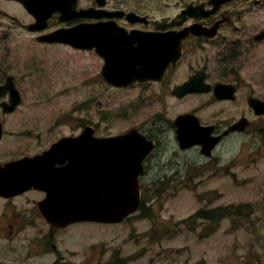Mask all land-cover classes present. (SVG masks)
I'll return each instance as SVG.
<instances>
[{
    "label": "flooded vegetation",
    "instance_id": "1",
    "mask_svg": "<svg viewBox=\"0 0 264 264\" xmlns=\"http://www.w3.org/2000/svg\"><path fill=\"white\" fill-rule=\"evenodd\" d=\"M74 1L76 3L63 13L68 0H44L41 4L31 0L30 10L16 0H0V264H127L121 250L128 245V241L118 243L112 249H108L111 244L105 245L104 249L107 251L102 255L99 253L100 245L97 244L84 246L86 249H68L66 254L63 247L68 244L78 245L81 242L76 238L78 235L83 238L97 235L100 230L96 231L95 225L98 228L114 229L132 219L139 221L147 213L146 207H142L120 224L83 221L65 227L64 218L44 215L41 210L43 206L49 211L53 209L52 201L48 200L51 193L36 182L51 178V175L44 174L51 170V163L47 166L39 157L67 137L68 133L67 130H61L64 127L61 126V118L53 121L50 117L37 116L36 112L30 110L28 98L34 96L31 89L33 86H41L43 83L48 85L46 82L56 80L65 82V73L60 68V62L20 63V50H12L10 46L1 50L3 40L8 39L11 33L4 30V22L14 26L19 24L24 33L28 32L29 48L38 46L40 50L49 52L88 53L95 56L101 64L103 59L96 50L51 43L43 37L83 22H109L115 35L124 33L146 40L164 37L172 40V50H164L163 45L152 50L147 45L143 46L146 43L142 45V50H133L141 52L142 66L154 71L127 89L139 85L145 93L153 87L154 90L149 92L148 97L163 104H180L193 100L199 103L196 108L179 113L173 118H166L163 112L158 113L156 126L161 129L151 128L148 131L145 125L138 126L147 140L154 142L155 148L145 159L144 173L141 176L143 181H203L210 177L209 171H213V177H220L222 171L225 173L226 167L229 168L228 161L223 160L226 141L234 135L264 132V116H257L250 105L251 97L263 100L264 97L256 93L254 85L246 84L243 76L255 54L256 50L249 49L255 45L258 35L248 29L245 18L248 13L264 5V0H233L222 5L216 12H208L213 9L209 0H176L175 7H171L170 2L159 0L155 8L147 5L145 0H72ZM233 5L236 9L229 10ZM189 7H200L197 11L199 15L189 11ZM16 8L22 11V16L28 21L20 20L15 14ZM52 8L50 17L42 22V16L47 15ZM167 8L171 11L166 12ZM84 9H90V19L78 17ZM214 28L216 35H207L208 30ZM198 29L199 34H196ZM16 44L19 45L18 40ZM139 45V41H133L134 49ZM179 45L182 50H176ZM194 77L201 90L219 84H232L236 91L235 99L219 100L212 90L187 91L184 86ZM93 81L116 88L101 73L94 75ZM14 96L20 99V104L14 111H9L7 106ZM208 102L235 104L240 115L231 122L219 120L218 116L207 120L200 115V111L207 107ZM188 113L197 116L204 127H213L212 137L223 135L238 123L243 126L241 130L225 136L211 155L205 158L201 147L183 149L177 140V118ZM87 125H92L99 136V125L93 121L79 120L77 127L83 130ZM73 133L72 131L70 136ZM65 165L66 162L54 163L55 168ZM52 200L60 205L62 202L67 203L65 198ZM110 250L112 254L107 256ZM100 256L105 257V260L100 262ZM37 260L39 262L36 263ZM131 263L132 261L128 262Z\"/></svg>",
    "mask_w": 264,
    "mask_h": 264
},
{
    "label": "rangeland",
    "instance_id": "2",
    "mask_svg": "<svg viewBox=\"0 0 264 264\" xmlns=\"http://www.w3.org/2000/svg\"><path fill=\"white\" fill-rule=\"evenodd\" d=\"M145 1L155 8L159 0ZM163 1L170 2L171 7L177 4L176 0ZM228 9L235 10L236 7L233 5ZM170 11L166 9V12ZM15 14L22 22L28 21L20 9L16 8ZM245 22L252 33H261L264 30V5L248 13ZM4 25V30L11 33L3 40L1 50L9 46L12 50H20V63L62 60L60 67L67 81L46 82L51 86L42 84L40 87L39 84L38 92L31 87L34 93L40 92L41 98L49 100L39 102L31 110L42 117L67 115L66 127L61 130L68 133L82 119L99 122L103 136L123 133L140 125H145L148 131L161 129L156 126L158 113L173 118L196 108L199 103L197 100L180 104L157 102L148 97L153 87L143 93L139 85L128 89H114L103 84L95 86L94 75L100 73L102 67L95 56H74L70 52L55 54L40 50L38 46L29 48L27 31L24 33L19 24L14 26L4 22ZM249 50L256 51L243 76L246 84L254 85L256 93L264 97V40L255 41ZM88 78L90 87L84 85ZM32 98H28V104ZM239 112L235 104L208 102L200 115L207 120L218 116L219 120L231 122L239 117ZM224 149L223 160L228 161L229 168L227 166L220 177H213V171H209L210 177L203 181L172 182L165 187H160L157 182L148 183L151 186L147 189L145 207L149 209L146 214L151 217L143 216L139 221L132 219L114 229L95 225V230H100L97 235L89 238L78 235L76 238L81 242L63 247L64 253L68 249L97 244L102 255L107 251L105 245L111 244L108 249H112L118 243L128 241L121 252L124 256H135L131 264H264V140L260 133L234 135L226 141ZM157 191L161 193L157 194ZM214 208H221L224 215L210 222L202 221V218L189 220L202 209L210 211ZM152 223H157L156 233L151 231ZM111 254L112 250L107 256ZM104 260L105 257L100 256V262Z\"/></svg>",
    "mask_w": 264,
    "mask_h": 264
},
{
    "label": "water",
    "instance_id": "3",
    "mask_svg": "<svg viewBox=\"0 0 264 264\" xmlns=\"http://www.w3.org/2000/svg\"><path fill=\"white\" fill-rule=\"evenodd\" d=\"M216 3H224L229 0H215ZM64 34V33H62ZM68 38L76 41H82L83 46L91 47L92 46V36H93V30L88 29L87 31L83 28L76 29L69 34H65ZM64 35L61 36L63 40H69ZM264 33L258 36V39H263ZM82 46V44H81ZM93 47V46H92ZM217 95L221 97L220 95L224 96L225 89L221 87L216 88ZM225 97H228L226 95ZM250 104L255 108V111L257 114H264V102L261 100L251 98ZM181 121L183 120L182 124L183 130L185 131L186 128H190L189 131L186 133L179 130L180 135L182 134L183 139L190 140L189 143L184 142L185 146L194 145V144H202L203 145V151L208 152L210 151L216 141H212L209 138V132L208 129H198L196 128L197 125L192 123L191 120L187 117H181ZM186 120H189L186 123ZM195 127V129L193 128ZM242 125L239 124L237 126H234L232 130L241 129ZM200 128V127H199ZM182 139V140H183ZM138 143L135 139L129 138V137H122L115 139L112 144L108 145L107 142L102 143L98 148H96V153L99 154V160L100 164L102 165V170L100 172V179L97 180V183L99 184V191L101 193V200L103 199L102 196H107L108 192L112 195H115L113 197L114 199V205L116 207L114 214L110 216V214L103 213L106 205V199L105 202L101 201L99 203L100 211L92 209L91 208V202L87 203V206L89 208L87 209V212L84 210H80L77 213L69 214L74 217L72 219L73 221H78L82 219H97L104 221L103 219H108L109 221H120L124 215L129 213L130 211H133L135 207H137L138 199H139V187L136 181H131L132 175L129 176L131 172H133V164H135L137 158L141 155L143 151V155L145 153L144 148L142 146H133L132 144ZM143 149V150H142ZM109 152L111 153L110 155ZM94 151H91L89 160H97V157L93 158ZM114 159V167L112 170V175L109 176V165L107 164L109 159ZM110 156V157H109ZM92 158V159H91ZM90 162H87L86 165L83 167V171L88 169L90 167ZM68 182H70L68 180ZM82 183L85 185L86 181L80 179L70 182L68 191H75L79 189V183ZM90 191H92L91 186H89ZM84 189V187H83ZM107 206V205H106ZM93 210H95L93 212ZM77 219V220H76Z\"/></svg>",
    "mask_w": 264,
    "mask_h": 264
},
{
    "label": "trees",
    "instance_id": "4",
    "mask_svg": "<svg viewBox=\"0 0 264 264\" xmlns=\"http://www.w3.org/2000/svg\"><path fill=\"white\" fill-rule=\"evenodd\" d=\"M217 211H218V210H217ZM217 211H212V212H210V215H211V217H212V220L215 218V213H216ZM203 217H205V216H203Z\"/></svg>",
    "mask_w": 264,
    "mask_h": 264
}]
</instances>
